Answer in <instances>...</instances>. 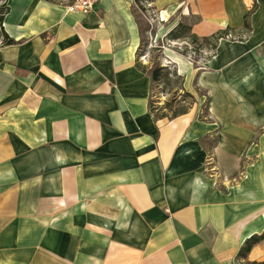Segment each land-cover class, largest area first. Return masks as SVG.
Here are the masks:
<instances>
[{
  "label": "crops",
  "instance_id": "obj_1",
  "mask_svg": "<svg viewBox=\"0 0 264 264\" xmlns=\"http://www.w3.org/2000/svg\"><path fill=\"white\" fill-rule=\"evenodd\" d=\"M68 2L0 0V264H264V0L150 2L158 35L241 37L172 57L193 102L169 118L134 0Z\"/></svg>",
  "mask_w": 264,
  "mask_h": 264
},
{
  "label": "rangeland",
  "instance_id": "obj_2",
  "mask_svg": "<svg viewBox=\"0 0 264 264\" xmlns=\"http://www.w3.org/2000/svg\"><path fill=\"white\" fill-rule=\"evenodd\" d=\"M153 10L152 19L148 13H138L137 15L141 31L138 58L140 59L143 56L144 58L140 59V62L150 68L152 72L155 69L160 70V78L154 85L151 109L156 116L169 118L185 111L193 102L191 95L181 91L183 78L178 73L172 57H178L190 65L193 64L197 68H203L208 59L215 54V49L207 46L202 48L201 44L205 43L202 39L198 43H190L188 41L190 31L185 33V37L188 38L186 40L184 38L169 39L167 37L168 33L158 35L157 31L162 29L169 19L163 17L156 9L153 8ZM176 18L179 21L178 25L187 26V21H184L186 24L181 23V15L177 14ZM227 38L240 39L241 37L240 35L231 34ZM193 49H195V53H192ZM200 93H203V91H200Z\"/></svg>",
  "mask_w": 264,
  "mask_h": 264
},
{
  "label": "trees",
  "instance_id": "obj_3",
  "mask_svg": "<svg viewBox=\"0 0 264 264\" xmlns=\"http://www.w3.org/2000/svg\"><path fill=\"white\" fill-rule=\"evenodd\" d=\"M151 1L152 0H134L137 8L141 12H144L146 10V5L147 4H150ZM6 12H7V8L0 6V36L2 38V41H1L2 44H11V43H13V40L4 32L3 27H2V21H3L4 15H5ZM187 31L189 32V28L187 26H185V25L180 24V25L177 26L176 29L170 31L167 34V37L169 39H172V40H177V39H182V38H184V40H186V39H188L187 37H185L186 36L185 33ZM229 34L230 33L219 32V33H217L216 35H214L212 37L203 38L202 40L205 42V44H206L207 47L214 48L215 47L216 40H218L220 37L227 36ZM189 39H188V41L190 43H198L199 40H200L196 35H193V34H190V38ZM213 39L215 40V42H213L214 41ZM202 45H203V43L201 44V47H202ZM152 77H153L154 81H158L159 78H160V70L159 69H155L152 72ZM263 236H264V234L261 235V236H252L247 241L246 248L248 249L253 243H255L258 240H260V238H262ZM260 264H263V263H260Z\"/></svg>",
  "mask_w": 264,
  "mask_h": 264
},
{
  "label": "built area",
  "instance_id": "obj_4",
  "mask_svg": "<svg viewBox=\"0 0 264 264\" xmlns=\"http://www.w3.org/2000/svg\"><path fill=\"white\" fill-rule=\"evenodd\" d=\"M100 0H69V2L65 5V9L67 12H80V13H87L89 12L93 6L98 3ZM142 13H148L151 15L154 13L153 8L150 6V4L146 5V10ZM161 20V19H160ZM230 35V34H229ZM227 35V36H229ZM194 51V52H193ZM192 53H195V49H193ZM201 51V49H199ZM144 58L143 56L140 57V59Z\"/></svg>",
  "mask_w": 264,
  "mask_h": 264
}]
</instances>
